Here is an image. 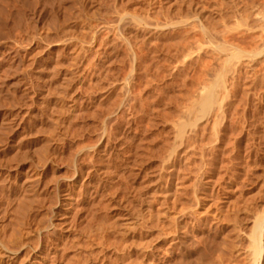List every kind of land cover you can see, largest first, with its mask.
<instances>
[{
    "label": "rangeland",
    "instance_id": "obj_1",
    "mask_svg": "<svg viewBox=\"0 0 264 264\" xmlns=\"http://www.w3.org/2000/svg\"><path fill=\"white\" fill-rule=\"evenodd\" d=\"M230 1L0 0V103H5L0 104L3 107L0 108V169L6 173L3 176L6 179L0 176L6 181L5 184L0 180L5 184L0 185L3 186L0 190V244L4 243L2 248L0 245V264H11L9 256L14 258L12 264L249 263L253 223L258 217L264 218V51L260 50L264 48L261 43H264V33L258 34L260 29L256 26L253 27H256L255 31L246 32V24H257L260 18L257 14L263 16L264 11L256 13L261 10L258 5L262 0H256L258 5L255 0H249L247 3L252 7L246 5L245 13L254 10H251V19H244L245 23L240 22L241 25L236 23L241 20L235 22L234 18L238 16L243 20L244 14L239 12V7L243 12L242 5L247 0L240 3L241 6H237L240 0H232L229 10ZM235 2L238 10L232 6ZM231 7L239 13L236 15ZM138 18L141 20L136 22ZM194 20H199L195 26L198 23L201 26L193 27ZM174 21L183 23L179 22L180 27L179 24L175 27ZM202 24L207 29H213L212 24L220 28H214L215 32L209 29V33ZM225 26L233 29L232 34L230 31L228 36L226 34V39L230 35L235 39L231 38L233 44L241 43L245 32V38H252V32L263 38L253 34L258 40L254 43L258 47L252 48L254 52L250 51L252 38L249 47H243L250 49L240 50L245 52L242 62L236 58L241 62L240 66L235 60L234 69V58L230 68L226 66V74L234 76L228 79L225 74L224 77L225 81L230 80L226 81L229 85L225 84L227 90L232 87L228 90L232 92L225 96L223 114L226 116L219 117L221 123L217 133L213 129L217 105L205 112L201 104L207 93L206 84L213 80L218 67L220 72L216 74L224 70L226 56L216 52L217 44L204 33H212L213 37L217 32H228ZM237 26L240 35L235 33ZM191 27L196 31L193 32ZM235 34L242 38H235ZM222 35L217 39L223 38ZM239 43V47L245 46ZM214 51L221 54V58H217ZM203 61L204 67L201 66ZM211 63L218 66H211ZM207 66L216 70L206 72ZM237 74L240 78L235 76ZM232 81L234 84L231 85ZM12 126L17 127L13 128L14 132ZM3 135L6 142H3ZM30 170L38 176L41 174L39 180L36 178L38 182L34 179L35 183L27 182L29 187L33 185V192L23 181L25 175L32 173ZM7 174L11 176L8 178ZM43 181L47 184L43 185ZM12 182H18L20 189ZM8 187L10 192L15 189L14 194L7 193ZM26 187L31 189L30 192L25 190L29 197L33 196L31 192L36 196L30 197L35 200L28 203L27 210L37 207H32L35 211L32 208L29 212L23 210L20 215L17 210L18 216L11 208L16 203L19 205L22 193L21 203L28 197V193L22 191ZM53 189L58 198L54 197ZM64 189L70 192L69 197L64 195ZM53 194L54 200L50 196ZM66 198L69 204L62 208L61 201ZM7 201L10 205H6ZM25 202L22 204L27 205ZM32 202L39 203V207L31 205ZM50 202L53 205H48ZM4 204L8 213L11 209L9 214L5 212ZM57 208L66 211L67 221H60ZM45 213L49 218L44 217L45 220L52 221L47 223L46 220L50 225L40 220ZM9 217L13 220L21 217V220L17 223ZM23 217L28 223L23 222ZM20 221L24 232L19 226ZM8 222L17 224L11 229ZM14 227H20L23 233H14ZM14 234L18 239L22 235L21 240ZM53 256L57 258L54 261ZM40 257H46L49 263ZM259 264H264V252Z\"/></svg>",
    "mask_w": 264,
    "mask_h": 264
},
{
    "label": "bare ground",
    "instance_id": "obj_2",
    "mask_svg": "<svg viewBox=\"0 0 264 264\" xmlns=\"http://www.w3.org/2000/svg\"><path fill=\"white\" fill-rule=\"evenodd\" d=\"M37 1H38V0H37ZM44 1H45V0H44ZM240 1H241V2H240ZM240 1H239L238 4L235 2L232 6H234L235 4H237V6H238V5L241 6L242 4L240 5V3H244V2H245L244 0H240ZM248 1H249V0H247V1L242 5V9L244 8V9H243V12H244V13L242 12L241 7H239V8H240V11H239V12H241L242 15H243V14L245 15V17H244V15H243V20L241 19V18H242L241 16H240L241 18H238V16H236V15L239 13V12L237 13L236 10H238L239 8L236 9V8H237L236 5H235V6H236V7H235L236 10H235L234 8L231 7V10L233 9V10L236 11V12H235V13H236L235 16H236L237 18H236V17L234 18V19H235V22H236L238 19L241 20V21L238 20L236 23H240V22L243 23L244 19H246V18H247L246 20H248V18L251 19V13H252V11H253L254 9H253V10L251 9L252 11L249 10V9H250L249 7H252V6H251V5H250V6L248 5V3L250 2V1H249V2H248ZM255 1H256V0H255ZM260 1H261V0H260ZM262 1H263V2L261 3V5H258V2H259V1H256V2H255V3L259 6L258 9L261 8V10L256 11V13H257V12L264 11V0H262ZM3 2H4V1H3ZM31 2H32V1H31ZM233 2H234V1H233ZM247 2H248V3H247ZM4 3H5V2H4ZM29 3H30V2H29ZM45 3H46V2H45ZM231 3H232V0H231L230 3L228 4V5H229V10H230V5H231ZM255 3H253V4H255ZM1 4H2V3H1ZM1 4H0V5H1ZM39 4H40V3H39ZM43 4H44V3H43ZM46 4H47V3H46ZM251 4H252V3H251ZM23 5H24V4H23ZM23 5H22V6H23ZM37 5H38V4H37ZM228 5H227V6H228ZM246 5L249 6V7L247 6V7L249 8V9H248V10H249V11H248L249 14H248V13H247V14L245 13V12H247V11H246L247 9H246V7H245ZM47 6H50V5H47ZM121 6H122V5H121ZM126 6H127V5H126ZM243 6H244V7H243ZM31 7H32V6H31ZM33 7H34V6H33ZM50 7H51V6H50ZM253 7H254V6H253ZM255 7H256V5H255ZM0 8H1V7H0ZM119 8H120V7H119ZM2 9H3V8H2ZM39 9H40V8H39ZM108 9H109V8H108ZM112 9H113V8H112ZM256 9H257V8H256ZM116 10H117V9H116ZM43 11H44V10H43ZM114 11H115V10H114ZM123 11H124V10H123ZM4 12H5V11H4ZM110 12H111V11H110ZM116 12H117V11H116ZM121 12H122V11H121ZM227 12H228V11H227ZM229 12H230V11H229ZM231 12H232V11H231ZM231 12H230V15H232ZM21 13H22V11H21ZM118 13H119V12H118ZM122 13H123V12H122ZM256 13H255V14H256ZM17 14H19V13H17ZM120 14H121V13H120ZM138 14H139V12H138ZM141 15H142V14H141ZM226 15H227V14H226ZM239 15H240V14H239ZM257 15H258V17L260 16L259 20H257V22H258L257 24H256V23H252V24L250 25V23L248 24L247 21H246V23H247L246 25H248V26H247L248 29L246 28V29H247L246 32L251 31V29L254 30L256 27H257V28L259 27V28L257 29V30L260 29V32H258V34H259V33L261 34L262 32L264 33V18H263L264 15L262 16L261 13H259V14H257ZM257 15H256V16H257ZM3 16H4V15H3ZM20 16H21V15H20ZM227 16H228V15H227ZM252 16H253V15H252ZM261 16H262V17H261ZM1 17H2V16H1ZM138 17H139V16H138ZM143 17H144V14H143ZM232 17H234V12H233V16H232ZM254 17H255V15H254ZM254 17H253V18H254ZM258 17H257V19H258ZM20 18H21V17H20ZM140 18H142V17H140ZM261 18H262V19H261ZM144 19H145V18H144ZM250 19H249V20H250ZM21 20H22V19H21ZM121 20H122V19H121ZM137 20H141V19H139V18L136 19V22H138ZM113 21H114V20H113ZM131 21H132V20H131ZM143 21H146V20H143ZM194 21H195V20H194ZM196 21H197V20H196ZM196 21L193 22V24H194L193 27H196V26L199 24V23H198V24L195 26ZM198 21H199V20H198ZM198 21H197V22H198ZM20 22H21V21H20ZM109 22H111V21H109ZM134 22H135V21H134ZM134 22H133V23H134ZM136 22H135V23H136ZM147 22H148V20H147ZM175 22H176V21H174V23H175ZM179 22H182V21H177V24L175 23L174 26L176 27V25L179 24V27H180L181 24H180ZM251 22H253V21L251 20ZM32 23H33V22H32ZM149 23H150V22H149ZM154 23H156V22H154ZM171 23H173L172 20H171ZM171 23L169 22V25H171ZM182 23H183V22H182ZM202 23H203V22H202ZM242 23H240V24L242 25ZM244 23H245V21H244ZM152 24H153V23H152ZM159 24H160V23H159ZM159 24H158V26H160L162 23H161L160 25H159ZM165 24H166V23H165ZM165 24H164V25H165ZM188 24H190V23H188ZM188 24H187V25H188ZM32 25H33V24H32ZM108 25H109V24H108ZM111 25H112V24H111ZM111 25H110V26H111ZM113 25H114V24H113ZM148 25H150V24H148ZM154 25H155V24H154ZM154 25H153V26H154ZM162 25H163V24H162ZM167 25H168V23H167ZM185 25H186V24H185ZM185 25H184V27H185ZM199 25H200V24H199ZM215 25H216V24H215ZM215 25L213 26V24H212L213 29H211V27L207 29V26H206V25L204 26V25L202 24V26H204L203 28H204V29L206 28L208 32H209V29L214 30V32H215V29H214V28H218V27H219V26L216 27ZM238 25H239V24H238ZM241 25H240V26H241ZM243 25H244V24H243ZM26 26H27V25H26ZM33 26H34V25H33ZM139 26H141V24H139ZM156 26H157V24H156ZM156 26H155V27H156ZM165 26H166V25H165ZM171 26H172V25H171ZM182 26H183V25H182ZM190 26H191V24H190ZM200 26H201V25H200ZM254 26H256V27L253 28ZM18 27H19V26H18ZM137 27H138V26H137ZM155 27H154V28H155ZM175 27H174V28H175ZM197 27H198V26H197ZM241 27H242V26H241ZM25 28H27V27H25ZM150 28H151V27H150ZM150 28H148V30H149ZM156 28H157V27H156ZM167 28H168V27H167ZM191 28H192V27H191ZM219 28H220V27H219ZM225 28L227 29L226 26H225ZM236 28H238V26L235 27L234 29L236 30ZM28 29H29V28H28ZM31 29H32V28H31ZM142 29H143V27H142ZM145 29H147V28H145ZM162 29H163V28H162ZM175 29H176V28H175ZM198 29H200V28H198ZM198 29H197V30H198ZM206 29H205V30H206ZM222 29H223V28H222ZM228 29H229V30H228ZM228 29H227L228 32H227L226 30H223V31H226V32H224L225 34H224L223 32H220V33L217 32V29H216V32H217V33H215V36H213V37H212V35H211L212 33L209 34L211 31H210L209 33H208V32H205V33H204V34H206V36L209 35V36L211 37L210 40L214 41L213 43H216V44H217V46H215V48H217L218 51H216V49H214V48H213V49H214L217 53H218V52L221 53V54L223 53L224 55H223V54H222V55H223V56H226V58L224 57V58H225V61H224V64H225V65H224V67H223L224 70L221 72V74H219V75L216 74V72H218V71L220 72L219 67L217 68L218 70H216V68H213V67H210V69H209V68H208V66H210V64H209V65L207 66L208 69H206V72H207V70H210V72L213 70V71H212V73H213V72H214V69L216 70V72L213 74V77H212L213 80H211L212 83H211V81L209 82V84L211 83V85L209 86V84H206V86L208 85L209 87L207 86V88H206V89H207V91H206L207 93L205 94V96H204V98H203V100H202V104H201L202 106H201V107L203 108L202 110H204L205 112H207V109H208V108H209L208 110H211V109H212L211 107H213L214 105H217V108H216V106L214 107V108L217 109V112H215V114H214V116H215L214 122L212 121V122H213V129H214L215 132H217V131L219 130V129L217 128V126H219L218 124L221 123V122L218 121V120H220L219 117H221V116H224V117H225V116H226V115L223 114V113H225V112H224V111H225L224 109H225V107H226L223 103H224V101L227 100V99H225V96H226L227 92H232V90H231V91H228L229 89H232V87H230V88L228 87V90H227V87H226V84H225V83H227L226 81H229V82H230V80H226V81H225V80H224V77H225L226 75H228V79H232V78H229V77H231V76L234 77V76H233V75L229 76V75H230L229 73L226 74V66H228V68H230L229 66H231V65H230L231 60L234 58V59L232 60V66L234 67L235 64H234L233 62L236 63L237 60L240 61L241 58H244V54H243V53H245V52L241 53L242 51H240V50H241V49H244L243 47H249V42H252V38H253V43H251V44H253V46H254V45L256 44V42L258 43V40H257L256 38L254 39V36H255V37H259V36H261V35L263 34V33H262L261 35H257V34H256V35H257V36H256V35L254 34L255 32H252V35H251L252 38H250V36H248V37L251 39V41H250V39H248L247 37H246V38L248 39V41H246V38L244 37L245 34H246V32H245V34L243 33V34H244V36H243L244 39H243L242 36H236V34L240 35V34L237 32V30H236V31H235L236 34L234 35V37H235V38H236V37H238V38L241 37V38H242V41L240 40L241 38L238 40V41H241L242 44L238 42L239 44H241V46H242L243 44H245V46L243 45L242 47H239L240 45H237V44H238L237 41H236V43H234V44L232 43L235 39H234L231 35L229 36V39L231 40V38H232V39H234V40H231L229 43H227V42H228L227 40H229V39H226V38H227V37H226V34H227V36H228L229 31L231 32L230 34H232V30H233L232 28H228ZM239 29H241V28H239ZM242 29H243V28H242ZM26 30H27V29H26ZM138 30H139V29H138ZM143 30H144V29H143ZM156 30H157V29H156ZM171 30H173V29H171ZM188 30H190V29H188ZM201 30H202V27H201ZM218 30H220V29H218ZM248 30H249V31H248ZM253 30H252V31H253ZM255 30H256V29H255ZM255 30H254V31H255ZM27 31H28V30H27ZM32 31H33V30H32ZM32 31H31V32H32ZM34 31H35V30H34ZM175 31H176V30H175ZM177 31H178V30H177ZM183 31H184V30H183ZM192 31H193V32L196 31V28H194V29L192 28ZM199 31H200V30H199ZM220 31H222V30H220ZM92 32H93V31H92ZM135 32H136V31H135ZM160 32H161V31H160ZM200 32H201V31H200ZM243 32H244V30H243ZM123 33H124V32H123ZM145 33H146V32H145ZM177 33H178V32H176V34H177ZM183 33H184V32H183ZM187 33H188V32H187ZM187 33H186V34H187ZM221 33L224 35V37H223V38L225 39L224 41H222V40H223L222 37H219L220 39H217L218 36H221ZM256 33H257V32H256ZM1 34H2V33H1ZM157 34H158V33H157ZM171 34H173V33H171ZM171 34H169V35H171ZM202 34H203V33H202ZM216 34H220V35L216 36ZM253 34H254V36H253ZM2 35H3V34H2ZM4 35H6V34L4 33ZM8 35H9V34H8ZM34 35H35V34H34ZM93 35H94V34H93ZM132 35H133V34H132ZM165 35H166V34H165ZM179 35H180V34H179ZM223 35H222V36H223ZM246 35H247V34H246ZM148 36H149V35H148ZM166 36H168V35H166ZM174 36L177 37V35H175V32H174ZM174 36L172 35V38H175ZM180 36H183V35H180ZM203 36H204V35H203ZM206 36H205V39H206ZM38 37H39V36H38ZM38 37H37V38H38ZM168 37H171V36H168ZM168 37H167V38H168ZM261 37H262V36H261ZM35 38H36V36H35ZM126 38H127V37H126ZM126 38H125V39H126ZM128 38H129V37H128ZM135 38H137V37H135ZM172 38H171V39H172ZM181 38H182V37H181ZM221 38H222V40H221ZM238 38H237V39H238ZM262 38H263V37H262ZM262 38L259 39V42L262 40ZM3 39H4V38H3ZM32 39H33V38H32ZM38 39H39V38H38ZM131 39H132V38H131ZM216 39H217V40H216ZM128 40H129V39H128ZM142 40H144V39H142ZM207 40H208V39H207ZM207 40H206V41H207ZM210 40H208V41H210ZM219 40L222 41V42H220V44H219V42L217 43V41H219ZM254 40H255V41H254ZM256 40H257V41H256ZM39 41H40V40H39ZM82 41H83V40H82ZM147 41H148V40H147ZM149 41H150V39H149ZM149 41H148V42H149ZM208 41H207V42H208ZM243 41H244V42L246 41V43H244ZM263 41H264V39H263ZM130 42H132V41H130ZM130 42H129V44H130ZM247 42H248V43H247ZM36 43H37V42H36ZM41 43H42V42H41ZM213 43H212V45H213ZM254 43H255V44H254ZM261 43L264 44L263 42H261ZM137 44H138V43H137ZM139 44H141V42H140ZM143 44H144V43H143ZM235 44H236V45H235ZM247 44H248V46H246ZM251 44H250V48H251L250 51H253L252 48H255L256 45L253 47ZM141 45H142V44H141ZM210 45H211V44H210ZM259 45H260V43H259ZM142 46H144V45H142ZM263 46H264V45H263ZM39 47H40V46H39ZM140 47H141V46H140ZM212 47H213V46H211V48H212ZM257 47H258V45H257ZM257 47H256V48H257ZM261 47H262V45H261ZM132 48H133V47H132ZM152 48H153V47H152ZM250 48H245L243 51H245V50L248 51ZM259 48H260V46H259ZM262 48H263V47H262ZM139 49H140V48H139ZM133 50H134V49H133ZM260 50H262L261 52H263V51H264V48H263V49L260 48ZM40 51H41V50H40ZM215 51H214V53H215V55H217ZM32 52H33V51H32ZM129 52H130V51H129ZM253 52H254V51H253ZM253 52H251V53H253ZM37 53H38V52H37ZM37 53H36V54H37ZM248 53H250V52H248ZM33 54H34V52H33ZM221 54H218V55H220V57H218V55H217L216 57H217V58H221ZM241 54H242V55H241ZM246 54H247V52H246ZM246 54H245V55H246ZM262 54H264V53H262ZM128 55H129V54H128ZM137 55H138V53H137ZM247 55L250 56V57L252 58V55H250V54H247ZM247 55H246V58L250 60L251 58H248ZM254 55H255V53H254ZM131 56H132V55H131ZM133 56H134V55H133ZM139 57H140V55H139ZM141 57H142V56H141ZM131 58H132V57H131ZM136 58H138V57L136 56ZM136 58H135V59H136ZM214 58H215V56H214ZM222 58H223V57H222ZM224 58H223V60H224ZM236 58H237V60H236ZM31 60H32V59H31ZM139 60H140V59H139ZM214 60H215V59H214ZM235 60H236V61H235ZM243 60H244V59H243ZM252 60H253V59H252ZM260 60H263V59H260ZM32 61H33V60H32ZM32 61H31V62H32ZM36 61H37V60H36ZM137 61H138V60H137ZM196 61H197V60H196ZM200 61H201V60H200ZM200 61H198L199 64H200ZM212 61H213V60H212ZM215 61H217V60H215ZM19 62H20V61H19ZM222 62H223V61H222ZM237 62H238V61H237ZM241 62H242V59H241ZM241 62H240V63H241ZM245 62H246V61H245ZM245 62H243V63L245 64ZM247 62H249V61H247ZM27 63H29V62H27ZM32 63H33V62H32ZM32 63H31V64H32ZM204 63H205V62L203 61V65H202V62H201V66L204 67ZM212 63H216V62L213 61ZM212 63H211V66L214 65V64H212ZM238 63H239V62H238ZM238 63H236V64L240 66V63H239V64H238ZM250 63H251V62H250ZM206 64H207V63H206ZM216 64H217V63H216ZM216 64L214 65V67H215V66H218V65H216ZM222 64H223V63H222ZM247 64H248V63H247ZM0 65H1V64H0ZM27 65H28V64H27ZM241 65L243 66V64H241ZM249 65H250V64H248L247 66L249 67ZM253 65H254V63H252V66H253ZM10 66H11V65H10ZM10 66H9V67H10ZM16 66H17V65H16ZM30 66H31V65H30ZM199 66H200V65H199ZM201 66H200V67H201ZM222 66H223V65H222ZM247 66H246V67H247ZM250 66H251V65H250ZM26 67H28V66H26ZM59 67H60V66H59ZM244 67H245V65H244ZM246 67H245V68H246ZM248 67H247V68H248ZM24 68H25V67H24ZM61 68H62V67H61ZM249 68H250V69H253V68H251V67H249ZM12 69H13V68H12ZM28 69H29V68H28ZM30 69H31V68H30ZM37 69H38V68H37ZM53 69H54V68H53ZM234 69H235V67H234ZM241 69H242V68H241ZM4 70H5V69H4ZM8 70H9V69H8ZM14 70H15V72H16L17 68H15ZM21 70H22V69H21ZM26 70H27V69H26ZM42 70H43V69H42ZM47 70H48V69H47ZM201 70H202L201 72L204 71L203 68H201ZM230 70H233V68L230 69ZM235 70H236V69H235ZM235 70H234V72H235ZM243 70H244V69H243ZM246 70H247V69H246ZM28 71H29V70H28ZM30 71H31V70H30ZM43 71H44V70H43ZM13 72H14V71H13ZM15 72H14V73H15ZM22 72H24V71H22ZM37 72H38V71H37ZM206 72H205V73L203 72V73L206 74ZM231 72H232V74H233V71H231ZM16 73H17V72H16ZM28 73H29V72H28ZM34 73H35V72H34ZM34 73H33V74H34ZM51 73H52V72H51ZM242 73H243V71H242ZM11 74H12V73H11ZM57 74H58V72H57ZM60 74H61V73H60ZM208 74H210V73H208ZM225 74H226V75H225ZM234 74H236V73H234ZM239 74H241V73L239 72ZM239 74H237L238 76H237V75H235V76H236V77L241 76V75H239ZM3 75H4V74H3ZM28 75H30V74H28ZM34 75H36V74H34ZM48 75H49V73H48ZM51 75H53V73H52ZM51 75H50V77H51ZM23 76H24V75H23ZM38 76H39V75H38ZM38 76H36V77H38ZM216 76H218V77H216ZM46 77H47V76H46ZM53 77H55V76H53ZM215 77H216V79H215ZM3 78H5V77H3ZM26 78H27V77H26ZM29 78H30V77H29ZM62 78H63V77H62ZM239 78H240V77H239ZM239 78H233V79L235 80V79H239ZM242 78H243V77H242ZM242 78H241V79H242ZM27 79H28V78H27ZM32 79H33V78H32ZM43 79H44V78H43ZM50 79H51V78H50ZM52 79H53V78H52ZM225 79H226V78H225ZM46 80H47V78H46ZM234 80H233V81H234ZM2 81H3V80H2ZM2 81H1V82H2ZM19 81H20V80H19ZM23 81H24V80H23ZM30 81H31V80H30ZM233 81L231 82V85L234 84ZM235 81H236V80H235ZM237 81H238V80H237ZM20 82H21V81H20ZM40 82H41V81H40ZM44 82H45V81H44ZM53 82H54V81H53ZM229 82L227 83L228 85H229ZM26 83H27V82H26ZM34 83H35V82H34ZM34 83H33V84H34ZM16 84H17V83H16ZM27 84H29V83H27ZM33 84H32V85H33ZM36 84H37V83H36ZM36 84H35V85H36ZM47 84H48V83H47ZM60 84H61V83H60ZM10 85H11V84H10ZM23 85H24V84H23ZM25 85H26V84H25ZM35 85H34V86H35ZM54 85H55V84H54ZM228 85H227V86H228ZM8 86H9V85H8ZM26 86H27V85H26ZM26 86H25V87H26ZM37 86H38V85H37ZM37 86H36V87H37ZM44 86H45V85H44ZM26 88H27V87H26ZM31 88H32V87H31ZM41 88H42V86H41ZM53 88H54V87H53ZM65 88H66V87H65ZM219 88H220V89H219ZM233 88H234V85H233ZM28 89H29V88H28ZM36 89H40V87H39V88H36ZM46 89H47V88H46ZM48 89H49V88H48ZM81 90H82V89H81ZM0 91H1V90H0ZM15 91H16V90H15ZM34 91H35V90H34ZM51 91H52V90H51ZM220 91H221V94H220ZM13 92H14V91H13ZM13 92H12V93H13ZM35 92H36V91H35ZM39 92H40V90H39ZM47 92H48V91H47ZM64 92H65V91H64ZM79 92H80V91H79ZM0 93H1V92H0ZM3 93H4V92H3ZM5 93H6V92H5ZM26 93H28V92H26ZM40 93H41V92H40ZM60 93H61V92H60ZM82 93H83V92H82ZM222 93H223V94L225 93V94L222 95ZM48 94H49V93H48ZM65 94H66V93H65ZM228 94H229V93H228ZM230 94H231V93H230ZM15 95H16V94H15ZM23 95H24V94H23ZM27 96H28V94H27ZM44 96H46V95H44ZM11 97H12V96H11ZM11 97H10V98H11ZM16 97H17V96H16ZM64 97H65V96H64ZM227 97H228V95H227ZM13 98H15V97H13ZM61 98H62V97H61ZM26 99H27V98H26ZM29 99H30V98H29ZM11 100H12V99H11ZM11 100H10V101H11ZM14 100H16V99H14ZM18 101H19V100H17L16 102H18ZM20 101H21V99H20ZM4 102H5V101L2 100V103H4ZM7 102H8V101H7ZM26 102H27V101H26ZM61 102H62V101H61ZM24 103H25V102H24ZM31 103H32V102H31ZM64 103H65V102H64ZM64 103H63V104H64ZM216 103H217V104H216ZM0 104H1V103H0ZM4 104H5V103H4ZM4 104H1V105L3 106ZM14 104H16V103L14 102ZM43 104H44V103H43ZM12 106H13V104H12ZM17 106H18V104H17ZM7 107H8V106H7ZM39 107H40V106H39ZM0 108H3V107H0ZM14 108H15V107H14ZM14 108H13V109H14ZM22 108H23V107H22ZM59 108H60V107H59ZM61 108H62V107H61ZM17 109H18V108H17ZM4 110H5V109H4ZM18 110H19V109H18ZM213 110H214V109H213ZM26 111H27V110H26ZM59 111H60V110H59ZM204 111L201 112V113H204ZM7 112H8V111H7ZM63 112H64V111H63ZM213 112H214V111H213ZM16 113H17V112H16ZM193 113H194V112H193ZM196 113H197V112H196ZM6 114H7V113H6ZM13 114H14V113H13ZM59 114H61V113L59 112ZM205 114H206V113H205ZM209 114H210V113H209ZM57 115H58V114H57ZM61 115H62V114H61ZM61 115H60V116H61ZM66 115H67V114H66ZM201 115H202V114H201ZM207 115H208V114H207ZM194 116H195V115H194ZM22 117H23V116H22ZM44 117H45V116H44ZM36 118H37V117H36ZM19 119H20V118H19ZM54 120H55V119H54ZM67 120H68V119H67ZM18 121H19V120H18ZM5 123H6V122H5ZM12 123H13V122H12ZM67 123H68V122H67ZM63 124H64V123H63ZM41 125H42V124H41ZM1 126H2V125H1ZM1 126H0V127H1ZM10 126H11V125H10ZM51 126H52V125H51ZM53 126H54V125H53ZM60 126H61V125H60ZM66 126H67V125H66ZM66 126H65V127H66ZM69 126H70V125H69ZM43 127H44V126H43ZM62 127H63V125H62ZM65 127H64V128H65ZM9 128H11V127H9ZM13 128H17V127H13V126H12V130H13ZM46 128H47V127H46ZM54 128H55V126H54ZM66 128H68V127H66ZM32 129H33V128H32ZM51 129H52V128H51ZM57 129H58V128H57ZM114 129H115V128H114ZM33 130H34V129H33ZM33 130H32V131H33ZM46 130H47V129H46ZM54 130H55V129H54ZM54 130H53V131H54ZM1 131H2V130H1ZM58 131H59V130H58ZM61 131H62V130H61ZM182 131H183V130H182ZM182 131H181V132H182ZM13 132H14V130H13ZM62 132H63V131H62ZM33 133L38 134L37 132H33ZM66 133H67V132H66ZM72 133H73V132H72ZM217 133H218V132H217ZM18 134H19V133H18ZM24 134H26V133H24ZM29 134H30V133H29ZM29 134H28V135H29ZM41 134H42V133H41ZM50 134H51V133H50ZM63 134H64V133H63ZM69 134H70V133H69ZM46 135H47V134H46ZM55 135H56V134H55ZM70 135H71V134H70ZM29 136H30V135H29ZM49 136H50V135H49ZM5 137H6V136H5ZM9 137H10V136H9ZM61 137H62V136H61ZM189 137H190V136H189ZM0 138H1V137H0ZM2 138H3V140H4L3 142H6V141H7V140H5L6 138L4 139V135H3ZM21 138H23V137H21ZM49 138H50V137H49ZM16 139H17V138H15V140H16ZM42 139H43V138H42ZM52 139H53V138H52ZM11 140H14V139H11ZM50 140H51V139H50ZM54 140H55V139H54ZM56 140H57V139H56ZM68 140H69V139H68ZM8 141H9V139H8ZM44 141H45V139H44ZM62 141H63V140H62ZM47 142H48V141H47ZM126 142H127V141H126ZM7 143H8V142H7ZM11 144H12V143H11ZM15 144H16V143H15ZM41 144H42V143H41ZM43 144H44V143H43ZM48 144H49V143H48ZM12 145H13V144H12ZM36 145H37V144H36ZM60 145H61V144H60ZM63 145H64V144H63ZM14 146H16V145H14ZM38 146H40V145H38ZM130 146H131V145H129V147H130ZM11 147H12V146H11ZM18 147H19V146H18ZM35 147H36V146H35ZM42 147H43V146H42ZM36 148H37V147H36ZM69 148H70V147H69ZM73 148H74V147H73ZM124 148H125V147H124ZM1 149H2V148H1ZM1 149H0V150H1ZM38 149H39V148H38ZM40 149H41V148H40ZM61 149H62V148H61ZM77 149H79V146H78ZM26 150H27V148L25 149V151H26ZM42 150H45V149H42ZM47 150H48V149H47ZM47 150H46V151H47ZM74 150H75V149H74ZM82 150H83V149H82ZM20 151H21V150H20ZM36 151H37V150H36ZM83 151H84V150H83ZM129 151H130V150H129ZM129 151H128V152H129ZM132 152H133V151H132ZM47 154H48V153H47ZM47 154H45V155H47ZM68 154H69V153H68ZM40 155H41V154H40ZM49 155H50V154H49ZM71 155H72V153H71ZM71 155H70V156H71ZM83 155H84V154H83ZM42 156H43V155H42ZM72 156H73V155H72ZM72 156H71V157H72ZM40 157H41V156H40ZM73 157H74V156H73ZM89 157H90V156H89ZM93 157H94V156H93ZM93 157H92V158H93ZM13 158H15V157H13ZM44 158H45V157H44ZM62 158H63V157H62ZM49 159H50V158H49ZM72 159H73V158H72ZM72 159H71V160H72ZM6 160H7V159H6ZM50 160H51V159H50ZM59 160H60V159H59ZM15 161H16V160H15ZM18 161H20V160H18ZM22 161H23V160H22ZM30 161H31V160H30ZM32 161H33V160H32ZM43 161H45V159H44ZM54 161H55V160H54ZM76 161H77V160H76ZM61 162H62V161H61ZM84 162H85V161H84ZM90 162H91V161H90ZM45 163H46V162H45ZM45 163H44V164H45ZM44 164H43V167H44L47 163H46L45 165H44ZM80 164H81V163H80ZM34 165H35V164H34ZM39 165H41V164H39ZM47 165H48V164H47ZM94 165H95V164H94ZM35 166H36V165H35ZM35 166H34V167H35ZM37 166H38V164H37ZM48 166H49V165H48ZM20 167H21V166H20ZM38 167H39V166H38ZM15 168H16V167H15ZM41 168H42V165H41ZM50 168H51V167H50ZM90 168H91V167H90ZM23 169H24V168H23ZM30 169H31V168H30ZM32 169H33V168H32ZM32 169H31V170H32ZM39 169H40V168H39ZM4 170H5V169H4ZM31 170H30V172H32L33 170H36V168H34L32 171H31ZM46 170H47V169H46ZM65 170H66V169H65ZM65 170H64V171H65ZM16 171H17V169H16ZM21 171H22V170H21ZM25 171H27V170L25 169ZM64 171H63V172H64ZM84 171H85V170H84ZM3 172H4V171H3ZM3 172H2L1 169H0V176H2L1 179H3V176L6 174V173L3 174ZM5 172H6V171H5ZM13 172H14V171H13ZM40 172H41V171H40ZM42 172H43V171H42ZM71 172H72V171H71ZM90 172H91V171H90ZM17 173H19V172H17ZM17 173H16V174H17ZM21 173H23V172H21ZM21 173H20V175H21ZM26 174H27V173H26ZM69 174H70V173H69ZM80 174H81V173H80ZM7 175H8V174H7ZM13 175H15V174H13ZM13 175H12V176H13ZM20 175H19V176H20ZM22 175H24V173H23ZM22 175H21V176H22ZM40 175H41V174L39 173V176H40ZM5 176H6V175H5ZM9 176H11V175H8L7 177L9 178ZM17 176H18V175H17ZM37 176H38L37 172L35 173V171H34V172L30 173V174L28 173V175H25L24 178H23V177H22V178L24 179L23 181L27 184V182H30V181H33V182H34V180H36V178H37V180H39V179H38L39 176H38V177H37ZM13 177H15V176H13ZM45 177H46V176H45ZM85 177H86V176H85ZM1 179H0V180H1ZM4 179H6V178L4 177ZM4 179H3V180H4ZM11 179H12V178H11ZM14 179H16V178H14ZM14 179H13V180H14ZM33 179H34V180H33ZM42 179H43V178H41V180H42ZM48 179H50V178H48ZM208 179H209V178H208ZM3 180H1V181H3ZM16 180H18V179H16ZM37 180H36V181H37ZM1 181H0V183H1ZM14 181H15V180H14ZM23 181H22V182H23ZM44 181L46 182L45 179H44ZM44 181H43V182H44ZM49 181H50V180H49ZM49 181H47V182H49ZM115 181H116V180H115ZM208 181H209V180H208ZM3 182H4V181H3ZM3 182H2V183H3ZM22 182H21V184L23 185ZM33 182H30V183H33ZM37 182H38V181H37ZM37 182H36V183H37ZM45 182L42 183V184H43V185H46L47 183L45 184ZM51 182H52V180H51ZM2 183H1L0 185H2ZM4 183L6 184V181H5ZM4 183H3V185H5ZM12 183H13V182H12ZM12 183H11V184H12ZM30 183H29V184H30ZM34 183H35V182H34ZM13 184H14V185L16 184V186H17V185L19 186L18 182H15V183H13ZM26 184H25V186H26ZM42 184H41V185H42ZM66 184H67V183H66ZM27 185H28V184H27ZM31 185H32V184H30V187H31ZM38 185H39V184H38ZM54 185H55V184H54ZM54 185H53V186H54ZM8 186H9V185H8ZM10 186L12 187V185H10ZM10 186H9V187H10ZM23 186H24V185H23ZM25 186H24V187H25ZM32 186H33V185H32ZM34 186H35V184H34ZM1 187H3V186H1ZM1 187H0V190L2 189ZM6 187H7V185H6ZM6 187H5V188H6ZM9 187L6 189V190H7V193H13V192L15 191V189L13 190V192H12V191L10 192L11 189H10ZM27 187L30 188L29 185H28ZM27 187H26V188H27ZM36 187H37V186H36ZM54 187H55V186H54ZM115 187H116V186H115ZM13 188H14V187H13ZM18 188L20 189V186H19ZM22 188H23V187H21V189H22ZM28 188L22 190V191H24V194L28 193V191L25 192V190H29ZM32 188H34V187H31V189H32ZM48 188H49V187H48ZM113 188H114V187H113ZM8 189H9V190H8ZM31 189H30V190H31ZM41 189H45V188H41ZM51 189H52V188H51ZM54 189H55V188H54ZM54 189H53V192L55 191ZM2 190H3V189H2ZM30 190H29V192H30ZM46 190H47V189H46ZM73 190H74V189H73ZM8 191H9V192H8ZM17 191H18V190H17ZM17 191H16V192H17ZM22 191H20V193H21ZM31 191L33 192L34 190L32 189ZM40 191H41V190H40ZM44 191H45V190H44ZM44 191H43V192H44ZM64 191H65L64 195H66V197H69L70 192H69L67 189H64ZM0 192H1V191H0ZM3 192H5V191H2V193H3ZM32 192H31V194L34 196L35 194H33ZM36 192H37V191H36ZM36 192H35V193H36ZM41 192H42V191H41ZM49 192H50V191H49ZM93 192H94V191H93ZM105 192H106V191H105ZM109 192H110V191H109ZM112 192H114V191H112ZM2 193H1V194H2ZM7 193H5V196H8L7 198L10 199L9 194H7ZM6 194H7V195H6ZM13 194H14V193H13ZM15 194H17V193H15ZM101 194H102V193H101ZM3 195H4V194H3ZM3 195H2V197L4 198ZM37 195H39V196H37V198H38V197L40 198V194H37ZM62 195H63V194H62ZM0 196H1V195H0ZM11 196H12V195H11ZM26 196H27V195H25V197H26ZM33 196H30V197H32V198L36 197V196H34V197H33ZM50 196H52V198H53V200H54V197L56 198L58 195L56 196V191H55V196H54V194H53V195H50ZM53 196H54V197H53ZM99 196H100V195H99ZM103 196H104V194H103ZM103 196H102V197H103ZM30 197H29V193H28V197L25 198L26 201L28 200L27 198H30ZM11 198H12V197H11ZM14 198H15V197H14ZM16 198H17V197H16ZM18 198H19V197H18ZM18 198H17V200H18ZM20 198L23 200V198H24L23 193H22V196L20 195ZM43 198L45 199V197H43ZM57 198H58V197H57ZM62 198H63V197H62ZM62 198H61V199H62ZM104 198H105V197H104ZM9 199H8V200H9ZM12 199H13V198H12ZM12 199H11V200H12ZM21 199L18 200L19 202L17 201V202L19 203V205H17L16 202H15L16 205L13 204V205H15L14 208L16 207L17 209L14 210V208H11L13 211H11V209H10V210H9V213H10V211H11L12 213H13V212L15 213L17 210L20 211V210L22 209V206L25 205V204H22L23 202H25V199H24V201H23L22 203H21V201H22ZM41 199H42V198H41ZM41 199H39V200H41ZM79 199H80V198H79ZM79 199H78V200H79ZM20 200H21V201H20ZM33 200H35V199H32V200H31V198H30L29 201H28L27 203L25 202L27 205L24 206L25 208L22 209L21 212L18 211V214L20 215L21 213H23V212H24L23 210L29 212V210H30L33 206L30 207L29 210H27V208H29V206H28V205L30 204L29 202H30V201H33ZM36 200H38V199H36ZM39 200H38V201H39ZM3 201H4V200H3ZM9 201H10V200H9ZM9 201L6 202V205L8 204ZM12 201H13V200H12ZM38 201H36V202H38ZM44 201H46V200H44ZM44 201H43V202H44ZM13 202H14V201H13ZM39 202H40V201H39ZM43 202H41V204H42ZM52 202H53V204L55 203L54 201H52ZM76 202H77V201H76ZM1 203L3 204V202H1ZM28 203H29V204H28ZM32 203H33V204H31V205H34V204H35V202H32ZM58 203H59V202H58ZM61 203H62V208H63V206H66L67 204H69V200L66 198V199H64V201H61ZM61 203H60V205H61ZM91 203H92V202H91ZM11 204H12V203H11ZM20 204H21V205H20ZM38 204H39V203H37V204H35V205H38ZM44 204H45V202H44ZM44 204H42V205L44 206ZM50 204H51V202H50L48 205H50ZM53 204H51V205H53ZM88 204H89V203H88ZM100 204H101V203H100ZM8 205H10V204H8ZM31 205H30V206H31ZM51 205H50V206H51ZM58 205H59V204H58ZM3 206H4V209L7 208V207H5V204H4ZM27 206H28V207H27ZM92 206H93V205H92ZM103 206H104V205H103ZM35 207H37V206H34L33 208L35 209ZM38 207H39V205H38ZM40 207H42V206H40ZM53 207H54V206H53ZM71 207H72V206H71ZM90 207H91V206H90ZM104 207H105V206H104ZM8 208H10V206H9ZM20 208H21V209H20ZM33 208H32V209H33ZM45 208H46V206H45ZM101 208H102V207H101ZM101 208H100V209H101ZM4 209H3V215H5L6 213L9 214V213L7 212L8 210L6 211V209H5V212H6V213H5V212H4ZM34 209H33V211H35ZM36 209L38 210V208H36ZM39 209L41 210V208H39ZM57 209H59V208H57ZM73 209H74V208H73ZM94 209H95V208H94ZM55 210H56V209H54L53 212H54ZM74 210H75V209H74ZM102 210H103V209H102ZM31 211H32V210H31ZM43 211H44V210H43ZM46 211H48V210H46ZM75 212H76V211H75ZM12 213H11V214H12ZM56 213H58V215L60 216V217H59V218H61L60 221H61V220H62V222H63V220H66V221H67V219H68L69 216H68V214L66 213V211H64L63 209H59L58 211L56 210ZM56 213H54V214L56 215ZM16 214H17V212H16ZM16 214H15V215H16ZM18 214H17V215H18ZM31 214H32V213H31ZM34 214H35V213H34ZM34 214H33V215H34ZM36 214H37V212H36ZM48 214H49V212L47 213V215H48ZM98 214H99V213H98ZM17 215H16V216H17ZM19 215H18V216H19ZM25 215H26V214H25ZM74 215H75V214H74ZM74 215H73V216H74ZM12 216H13V214H12ZM26 216H27V215H26ZM35 216H36V215H35ZM42 216H43V215L40 216V217H41L40 220H41V221L44 220L45 222H44V221H43V222L46 223V220L49 219V218L46 216V213H45V216H43V218H42ZM51 216H52V215H51ZM73 216H72V217H73ZM2 217H3V216H2ZM7 217H8V216H7ZM21 217H22V215H21ZM21 217L15 218V220L11 219L10 217H9V218H10L13 222L15 221V222L19 223V220H21ZM31 217H32V216H31ZM44 217H47V219L45 220ZM56 217H57V216H56ZM4 218H5V217H4ZM23 218H25V217H23ZM23 218H22V220H24L23 222H25V220H26V218H28V216H27L25 219H23ZM51 218H52V217H51ZM51 218H50V219H51ZM53 218H54V215H53ZM53 218H52V219H53ZM0 219H1V218H0ZM2 219H3V218H2ZM10 219H9V221H10ZM16 219H17V221H16ZM36 219H37V218H36ZM73 219H74V217H73ZM4 220H5V219H4ZM30 220H31V219H30ZM5 221H6V220H5ZM27 221H28V220H27ZM27 221H26L25 223H28ZM35 221H36V220H35ZM41 221H40V222H41ZM49 221H50V220H49ZM49 221L47 220V223H48ZM58 221H59V220H58ZM10 222H11V221H10ZM13 222H12V225H13V226L17 224V223H13ZM32 222H33V221H32ZM50 222H52V221H50ZM56 222H57V221H56ZM73 222H74V221H73ZM80 222H81V221H80ZM6 223H7V222H6ZM8 223H9V222H8ZM41 223H42V222H41ZM47 223H46V225H50V224H51V223H49V224H47ZM64 223H65V221H64ZM64 223H61V224H64ZM9 224L11 225V223H9ZM22 224H24V223H22ZM29 224H30V223H29ZM32 224H33V223H32ZM42 224H43V223H42ZM253 224H254V225H253V228H252V231H251V234H250V243H249V244H250V246H249V247H250V249H249V255H250V258H249V263L247 262V264H259L260 261H261V259L263 258V252H264V218H262V217H258V218H256ZM2 225H3V224H2ZM7 225H8V224H7ZM10 225H9V226H10ZM12 225H11V227H12L11 229H13V226H12ZM25 225H26V224H25ZM25 225H24V226H25ZM53 225H54V224H53ZM9 226H8V227H9ZM17 226H18V225H17ZM19 226L22 227V229H23L22 231L24 232V227L21 226V221H20V225H19ZM28 226H29V225H27V228H28ZM43 226H45V225H42V227H43ZM69 226H70V225H68V227H69ZM71 226H72V225H71ZM80 226H81V225H80ZM20 227H19V228H20ZM46 227H47V226H45V228H46ZM54 227H55V226H54ZM54 227H53V228H54ZM81 227H82V226H81ZM84 227H85V226H84ZM15 228H16V227H14V233H15V232H20V233L22 232V231H20L21 228H20V229L17 228L18 230L15 229ZM36 228H37V227H36ZM57 228H58V227H57ZM73 228H74V227H73ZM32 229H33V228H32ZM38 229H39V227H38ZM71 229H72V228H71ZM26 230H27V229H26ZM29 230H30V229H29ZM29 230H27V231L29 232ZM36 230H37V229H36ZM75 230H76V229H75ZM30 231H31V230H30ZM37 231H38V230H37ZM53 231H54V230H53ZM53 231H52V232H53ZM2 232H3V231H2ZM23 232H22V233H23ZM43 232H44V231H43ZM46 232H47V231H45V233H46ZM5 233H6V232H5ZM20 233H18V234H20ZM22 233H21V234H22ZM29 233H31V232H29ZM48 233H49V232H48ZM53 233H55V232H53ZM59 233H60V232H59ZM74 233H75V232H74ZM0 235L2 236V234H0ZM38 235H39V234H38ZM45 235H47V234H45ZM48 235H49V234H48ZM55 235H56V234H55ZM5 236H6V234H5ZM16 236H17V235L14 234V237H15V238H16ZM41 236H43V235H41ZM50 236H51V235H50ZM52 236H53V235H52ZM56 236H59V235H56ZM27 237H28V236H27ZM44 237H45V236H44ZM44 237H43V238H44ZM53 237H54V236H53ZM2 238H3V237H2ZM20 238H22V235H21V237H19V239H18V237H17L16 239L21 240ZM45 238H46V237H45ZM61 238H62V237H61ZM0 239H1V238H0ZM46 239H47V238H46ZM50 239H51V238H50ZM71 239H72V238H71ZM61 240H62V239H61ZM61 240H60V238H59L60 244H61ZM16 241H17V240H16ZM43 241H44V240H43ZM47 241H48V240H47ZM51 241L53 242V240H51ZM57 241H58V240H57ZM57 241H56V242H57ZM59 241H58V242H59ZM2 242H3V241H2ZM6 242H7V239H6ZM54 242H55V241H54ZM56 242H55V243H56ZM25 243H26V242H25ZM45 243H46V242H45ZM64 243H65V242H64ZM3 244H4V243H3ZM3 244H2V245H3ZM21 244H24V243H20V245H21ZM71 244H72V243H71ZM0 245H1V244H0ZM2 245H1V248H2ZM47 245H48V244H47ZM68 245H69V244H68ZM68 245H67V246H68ZM72 245H73V244H72ZM72 245H71V246H72ZM59 246H60V245H59ZM67 246H66V247H67ZM32 247H33V246H32ZM35 247H36V246H35ZM41 247H42V246H41ZM60 247H61V246H60ZM68 247H69V246H68ZM74 247H78V245H77V246H74ZM4 248H5V245H4ZM11 248H12V247H11ZM42 248H43V247H42ZM47 248H48V247H47ZM55 248L57 249L56 245H55ZM61 248H62V247H61ZM49 249H50V248H49ZM69 249H70V248H69ZM40 250H41V249H40ZM45 250H46V249H45ZM47 252H48V251H47ZM55 252H56V251H55ZM63 252H64V251H63ZM35 253H37V252H35ZM38 254H40V253H38ZM47 254H48V253H47ZM11 255H13V254H11ZM51 255H52V254H51ZM54 255H55V253H54ZM58 255H59V254H58ZM58 255H57V256H58ZM61 255H62V251H61ZM81 255H82V254H81ZM14 256H15V254H14ZM16 256H17V255H16ZM39 256H41V255H39ZM7 257H8V256H7ZM19 257H20V256H19ZM25 257H27V256H25ZM53 257H54V256H53ZM80 257H81V256H80ZM22 258H23V257H22ZM36 258H38V256H37ZM40 258L42 259L43 257H40ZM50 258H52V257H50ZM59 258H60V257H59ZM59 258H58V259H59ZM61 258H62V256H61ZM17 259H18V258H17ZM33 259H34V258H33ZM43 259H44V258H43ZM55 259H57V258L54 257L53 261H54ZM67 259H69V258H66V260H67ZM85 259H86V258H85ZM247 259H248V258H247ZM13 260H14V258H10V256H9V261H11V264L13 263ZM34 260H36V259H34ZM45 260H46V257H45V259H44L43 261L45 262ZM59 260H61V259H59ZM79 260H80V259H79ZM9 261H8V262H9ZM37 261H38V260H37ZM46 261H47V260H46ZM48 261H49V260H48ZM48 261H47V262H48ZM56 261H57V260H56ZM82 261H83V260H82ZM58 262H60V261H58ZM61 262H62V261H61ZM66 262H67V261H66ZM68 262H69V261H68ZM48 263H49V262H48ZM63 263H64V262H63ZM83 263H84V262H83ZM243 263H245V262H242V264H243ZM30 264H32V262H31ZM67 264H68V263H67ZM233 264H234V263H233Z\"/></svg>",
    "mask_w": 264,
    "mask_h": 264
}]
</instances>
